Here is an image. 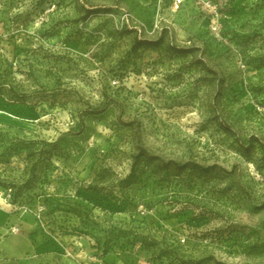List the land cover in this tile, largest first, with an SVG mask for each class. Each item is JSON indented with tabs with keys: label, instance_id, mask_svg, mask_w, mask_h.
I'll use <instances>...</instances> for the list:
<instances>
[{
	"label": "rangeland",
	"instance_id": "obj_1",
	"mask_svg": "<svg viewBox=\"0 0 264 264\" xmlns=\"http://www.w3.org/2000/svg\"><path fill=\"white\" fill-rule=\"evenodd\" d=\"M210 2L0 0V264H264V0Z\"/></svg>",
	"mask_w": 264,
	"mask_h": 264
},
{
	"label": "trees",
	"instance_id": "obj_2",
	"mask_svg": "<svg viewBox=\"0 0 264 264\" xmlns=\"http://www.w3.org/2000/svg\"><path fill=\"white\" fill-rule=\"evenodd\" d=\"M96 9V8H95ZM93 8H88L87 13H89L92 10H95ZM110 8H103V11H108ZM85 17V16H84ZM158 41V40H157ZM157 41H148L144 40L139 37V35H135L133 39V49L138 48L140 45H143L144 43H151V44H158L159 42ZM130 125V124H129ZM135 138V151L131 154V159H132V165L137 164L141 159H146L152 162L156 163V166L160 169H166V170H173L176 172H180L186 169L199 172V173H207L211 171L213 168L212 166H202L198 164L195 161H184V162H179L177 160L173 159H164L163 157L155 156L151 152H149L144 145L140 144L138 139L136 138V135H134Z\"/></svg>",
	"mask_w": 264,
	"mask_h": 264
},
{
	"label": "built area",
	"instance_id": "obj_3",
	"mask_svg": "<svg viewBox=\"0 0 264 264\" xmlns=\"http://www.w3.org/2000/svg\"><path fill=\"white\" fill-rule=\"evenodd\" d=\"M183 0H174V3L176 4V6H178L179 4L182 3ZM202 6H204V8H211V2L210 0H202ZM158 27V25H155V29ZM11 192L12 189L9 188L6 190V194H5V200H11ZM12 232H17L18 231V227L17 226H13L10 229Z\"/></svg>",
	"mask_w": 264,
	"mask_h": 264
},
{
	"label": "crops",
	"instance_id": "obj_4",
	"mask_svg": "<svg viewBox=\"0 0 264 264\" xmlns=\"http://www.w3.org/2000/svg\"><path fill=\"white\" fill-rule=\"evenodd\" d=\"M3 218V217H2ZM0 222H1V216H0ZM16 241H20V239L19 240H16ZM15 249H16V247H15Z\"/></svg>",
	"mask_w": 264,
	"mask_h": 264
}]
</instances>
